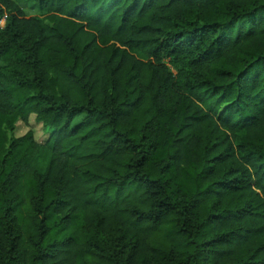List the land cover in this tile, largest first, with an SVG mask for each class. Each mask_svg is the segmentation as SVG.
Wrapping results in <instances>:
<instances>
[{
	"label": "trees",
	"instance_id": "16d2710c",
	"mask_svg": "<svg viewBox=\"0 0 264 264\" xmlns=\"http://www.w3.org/2000/svg\"><path fill=\"white\" fill-rule=\"evenodd\" d=\"M17 1L0 264H264V0Z\"/></svg>",
	"mask_w": 264,
	"mask_h": 264
},
{
	"label": "rangeland",
	"instance_id": "374dc122",
	"mask_svg": "<svg viewBox=\"0 0 264 264\" xmlns=\"http://www.w3.org/2000/svg\"><path fill=\"white\" fill-rule=\"evenodd\" d=\"M17 3L22 8L25 16L27 17H38L42 15V11L38 10L35 6H33L31 2L25 0H18ZM0 26H4V19L3 22L0 23ZM27 131H32L35 140H37L38 142H43L49 137L52 129L44 127L41 123H38L36 121L34 115H31L26 123L22 121H17L15 123L12 135L15 137L21 136Z\"/></svg>",
	"mask_w": 264,
	"mask_h": 264
},
{
	"label": "built area",
	"instance_id": "2783aa9c",
	"mask_svg": "<svg viewBox=\"0 0 264 264\" xmlns=\"http://www.w3.org/2000/svg\"><path fill=\"white\" fill-rule=\"evenodd\" d=\"M3 22V20L0 21V23Z\"/></svg>",
	"mask_w": 264,
	"mask_h": 264
}]
</instances>
